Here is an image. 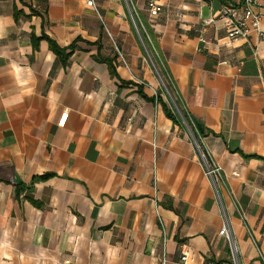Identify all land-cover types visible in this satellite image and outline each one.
<instances>
[{
    "label": "crops",
    "instance_id": "1",
    "mask_svg": "<svg viewBox=\"0 0 264 264\" xmlns=\"http://www.w3.org/2000/svg\"><path fill=\"white\" fill-rule=\"evenodd\" d=\"M156 1L158 17L129 4L157 66L123 0H0V264H264V46L227 42L220 0ZM48 40L75 47L66 64ZM159 71L216 190L148 100Z\"/></svg>",
    "mask_w": 264,
    "mask_h": 264
},
{
    "label": "built area",
    "instance_id": "2",
    "mask_svg": "<svg viewBox=\"0 0 264 264\" xmlns=\"http://www.w3.org/2000/svg\"><path fill=\"white\" fill-rule=\"evenodd\" d=\"M221 7L217 12L218 18L223 20L224 28L226 31V40L228 43L238 39H246L249 35H256L258 42L264 46V0H220ZM86 5L95 10L94 0H86ZM146 11L150 17H158L163 13V7L157 3L156 0H147ZM131 20L136 29L133 17ZM216 21L215 16L208 19L205 24H214ZM204 44H210V41L201 40ZM158 76V75H157ZM161 86L163 82L158 76ZM264 83V77H262ZM189 131V129H188ZM201 153V151H200ZM201 158L205 166V175L212 183L216 190L217 184L221 180L219 166L213 164L209 157L201 153ZM219 236L226 239L230 244L231 252L233 255L234 248L231 243V235L229 233L228 223L224 220L223 225L219 231ZM234 260V258H233ZM185 257L180 258L181 264H184ZM161 264H166V258L160 260Z\"/></svg>",
    "mask_w": 264,
    "mask_h": 264
},
{
    "label": "trees",
    "instance_id": "3",
    "mask_svg": "<svg viewBox=\"0 0 264 264\" xmlns=\"http://www.w3.org/2000/svg\"><path fill=\"white\" fill-rule=\"evenodd\" d=\"M133 19L135 21L139 34L143 40V43L149 55L151 56L154 65L157 66L158 61L154 56L151 44L148 42L147 35H145V33L142 31L134 15H133ZM143 28H145L147 34L149 35V38H153L152 33L150 32V29L146 23H143ZM48 42L56 58L59 61H61V63L66 64L70 54L74 51L75 47L72 45L67 49H61L53 41L48 40ZM103 61L108 65L109 73L111 74V76H115V72L111 64L113 58L103 59ZM159 74L164 86V88L162 87L164 98L161 97V92H159L156 94V96L148 100L154 104L160 105L163 109L165 116L168 119H170L173 122V124H181V123L185 124L188 127L189 131L191 132L195 143L199 147V150L205 156V158H207V155L201 145V138L204 136V129L202 125L188 114L182 101L177 97L176 90L174 89V86L172 87V84L166 77V74L163 71H159ZM138 93L142 97H144L140 89L138 90ZM172 102L174 105L172 104ZM47 177L48 176H44L37 178L35 180H45Z\"/></svg>",
    "mask_w": 264,
    "mask_h": 264
},
{
    "label": "rangeland",
    "instance_id": "4",
    "mask_svg": "<svg viewBox=\"0 0 264 264\" xmlns=\"http://www.w3.org/2000/svg\"><path fill=\"white\" fill-rule=\"evenodd\" d=\"M123 1H124L125 4L127 5V8H128V10H129L130 14L133 16V13H132L131 8H130L129 0H123Z\"/></svg>",
    "mask_w": 264,
    "mask_h": 264
},
{
    "label": "water",
    "instance_id": "5",
    "mask_svg": "<svg viewBox=\"0 0 264 264\" xmlns=\"http://www.w3.org/2000/svg\"><path fill=\"white\" fill-rule=\"evenodd\" d=\"M172 104H173V102H172ZM173 105H174V104H173ZM187 128H188V127H187ZM188 132H189L191 138L193 139V136H192L191 132H190V131H188ZM193 140H194V139H193Z\"/></svg>",
    "mask_w": 264,
    "mask_h": 264
}]
</instances>
